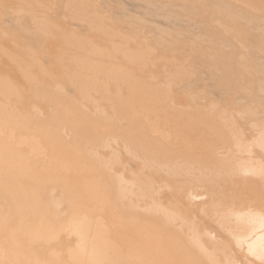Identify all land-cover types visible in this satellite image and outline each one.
Returning a JSON list of instances; mask_svg holds the SVG:
<instances>
[{
    "label": "bare ground",
    "instance_id": "obj_1",
    "mask_svg": "<svg viewBox=\"0 0 264 264\" xmlns=\"http://www.w3.org/2000/svg\"><path fill=\"white\" fill-rule=\"evenodd\" d=\"M0 264H264V0H0Z\"/></svg>",
    "mask_w": 264,
    "mask_h": 264
}]
</instances>
